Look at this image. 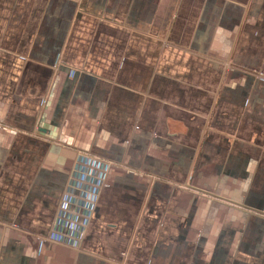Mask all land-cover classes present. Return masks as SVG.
Instances as JSON below:
<instances>
[{
    "label": "crops",
    "instance_id": "1",
    "mask_svg": "<svg viewBox=\"0 0 264 264\" xmlns=\"http://www.w3.org/2000/svg\"><path fill=\"white\" fill-rule=\"evenodd\" d=\"M117 262L264 264V0H0V264Z\"/></svg>",
    "mask_w": 264,
    "mask_h": 264
},
{
    "label": "built area",
    "instance_id": "2",
    "mask_svg": "<svg viewBox=\"0 0 264 264\" xmlns=\"http://www.w3.org/2000/svg\"><path fill=\"white\" fill-rule=\"evenodd\" d=\"M93 205H94V202H92V201H86V202H84V201L79 202L78 201L77 203H75V207L79 208V210L81 212L77 213V214H74L73 218L71 220H73V222H79V223L80 222L82 223L83 221H85L86 220V216H87L86 214L92 210ZM70 209H71V203L70 202L63 203L62 208H61V212L59 214V218L57 219V224L58 225H60L62 223V215L64 213L69 212ZM123 256H125V255H123ZM114 264H122V263L117 262V263H114Z\"/></svg>",
    "mask_w": 264,
    "mask_h": 264
}]
</instances>
